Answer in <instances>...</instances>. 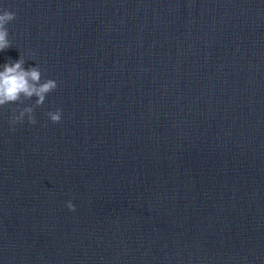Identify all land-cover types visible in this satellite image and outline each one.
<instances>
[{"label": "water", "instance_id": "water-1", "mask_svg": "<svg viewBox=\"0 0 264 264\" xmlns=\"http://www.w3.org/2000/svg\"><path fill=\"white\" fill-rule=\"evenodd\" d=\"M4 11L57 89L0 108V264H264V0Z\"/></svg>", "mask_w": 264, "mask_h": 264}, {"label": "clouds", "instance_id": "clouds-1", "mask_svg": "<svg viewBox=\"0 0 264 264\" xmlns=\"http://www.w3.org/2000/svg\"><path fill=\"white\" fill-rule=\"evenodd\" d=\"M15 13L4 11L0 14V52L11 47L8 40V30L6 25L15 19ZM25 61L20 58L15 63H5L3 71L0 72V108L10 103H19L23 100H30L35 97V105L25 107L19 111V115H14L11 123H22L27 116L28 123L35 124L33 116L36 107L43 106L46 96L57 89L54 80L46 79L42 81V73L38 66L25 70ZM47 116L53 124L61 122L62 112L57 109L55 112H48ZM69 211H75L71 202L67 204Z\"/></svg>", "mask_w": 264, "mask_h": 264}]
</instances>
